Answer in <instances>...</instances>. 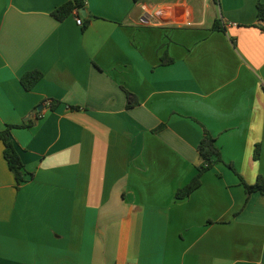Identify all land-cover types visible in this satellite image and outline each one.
<instances>
[{"label": "crops", "instance_id": "1", "mask_svg": "<svg viewBox=\"0 0 264 264\" xmlns=\"http://www.w3.org/2000/svg\"><path fill=\"white\" fill-rule=\"evenodd\" d=\"M69 1L0 0V129L32 122L19 189L0 140V264H264V0ZM204 129L222 161L177 199Z\"/></svg>", "mask_w": 264, "mask_h": 264}, {"label": "trees", "instance_id": "2", "mask_svg": "<svg viewBox=\"0 0 264 264\" xmlns=\"http://www.w3.org/2000/svg\"><path fill=\"white\" fill-rule=\"evenodd\" d=\"M86 9V0H70L69 2L63 4L53 11V16L59 20L63 21L68 16H70L75 11H80ZM258 18L264 21V4L259 2L257 4ZM221 21L219 19L215 20L212 30H221ZM264 31V26L261 27ZM162 62L168 64L173 62L172 59L163 58ZM43 78V73L41 71L35 70L24 74L22 77V84L26 90H31L34 86ZM128 99L130 103L128 107H131L136 101L132 100V94L127 92ZM59 105V101H53L51 108L55 109ZM73 109H78L79 107H72ZM37 113V112H34ZM32 126V122H26L22 124H7L3 129H0V140L4 145V157L8 163L10 170L13 172L16 179V187L19 189L21 184L26 181L28 172L25 169L24 162L21 158L17 143L12 137V130L15 128H29ZM200 156L202 158L201 164L198 166V172L195 177L183 188L176 192L177 199L188 198L196 189H198L202 184L203 175L214 167L216 162L222 161V154L220 147L217 144V139L207 130L204 129V136L198 147ZM255 159L260 158V145H257L254 154ZM229 166L235 171L234 167L229 164ZM242 184L244 185L248 199L254 193H261L264 195V176L259 175L257 181L254 184L246 183L242 178Z\"/></svg>", "mask_w": 264, "mask_h": 264}, {"label": "built area", "instance_id": "3", "mask_svg": "<svg viewBox=\"0 0 264 264\" xmlns=\"http://www.w3.org/2000/svg\"><path fill=\"white\" fill-rule=\"evenodd\" d=\"M142 9H143L144 12H145V17L148 18L149 15H150V12H149L148 8H147L146 6L143 5V6H142ZM77 23H78L79 25H83V20H82L81 17L78 18ZM188 25H192V23H188Z\"/></svg>", "mask_w": 264, "mask_h": 264}, {"label": "water", "instance_id": "4", "mask_svg": "<svg viewBox=\"0 0 264 264\" xmlns=\"http://www.w3.org/2000/svg\"><path fill=\"white\" fill-rule=\"evenodd\" d=\"M82 13H84L85 12V10L84 9H82V10H80ZM41 109V107H38V110H40ZM38 110H36V111H34V112H37Z\"/></svg>", "mask_w": 264, "mask_h": 264}]
</instances>
